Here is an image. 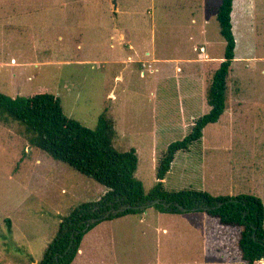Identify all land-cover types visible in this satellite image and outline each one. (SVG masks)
Instances as JSON below:
<instances>
[{
  "label": "rangeland",
  "instance_id": "rangeland-1",
  "mask_svg": "<svg viewBox=\"0 0 264 264\" xmlns=\"http://www.w3.org/2000/svg\"><path fill=\"white\" fill-rule=\"evenodd\" d=\"M117 2L115 10L113 0H0V91L57 94L65 114L92 129L105 112L114 120L115 147L137 149L136 177L149 192L169 144L210 110L206 91L225 51L221 0ZM233 11L227 108L200 140L176 153L164 187L249 193L264 203V0H234ZM188 59L205 63L200 71L190 67L200 74L192 97L182 72ZM101 188L32 146L22 124L0 116V263L31 264V255L40 261L60 217L98 200ZM109 232L94 264H244L207 256V234L210 246L240 254V228L202 212L149 207ZM77 258L73 264H85Z\"/></svg>",
  "mask_w": 264,
  "mask_h": 264
},
{
  "label": "trees",
  "instance_id": "trees-1",
  "mask_svg": "<svg viewBox=\"0 0 264 264\" xmlns=\"http://www.w3.org/2000/svg\"><path fill=\"white\" fill-rule=\"evenodd\" d=\"M233 5L234 0H221L217 9L225 51L206 91L210 110L196 119L183 139L169 144L157 165V182L149 192H145L143 182L136 177L139 163L136 148L121 151L115 147L114 120L105 112L92 129L68 117L57 94L41 92L11 97L0 91V116L22 124L32 146L95 179L107 189L98 200L79 203L60 217L55 237L42 259L33 264H72L84 236L96 225L105 220L143 213L149 207L168 213L202 212L217 219L225 228H240L238 255L228 246H210L208 234L204 235L205 251L209 257L246 264L264 259V203L261 197L249 193L213 195L204 190H167L164 187V179L176 153L188 150L200 140L204 128L217 122L227 108L228 79L236 56ZM156 199L161 202L152 206ZM123 206L129 207L115 211Z\"/></svg>",
  "mask_w": 264,
  "mask_h": 264
},
{
  "label": "crops",
  "instance_id": "crops-1",
  "mask_svg": "<svg viewBox=\"0 0 264 264\" xmlns=\"http://www.w3.org/2000/svg\"><path fill=\"white\" fill-rule=\"evenodd\" d=\"M118 9V7H117ZM116 9V10H117ZM205 28V27H204ZM206 29V28H205ZM130 59V57H129ZM157 60V58H155ZM14 61V59H12ZM194 60V61H193ZM186 60L184 62V65L186 66L184 69V71H182L184 74V77H187L186 80L190 81L191 82V85H189V91H190V94H191V97L193 96V93L195 91V86L197 84L198 81H200V74H198L196 72V70L194 69H190L191 68H194V67H197L198 69L201 67V65L203 66L205 63H203V61H200V60ZM177 68H179L178 65H176L175 67V72L177 73ZM200 71V69H199ZM121 78V77H120ZM114 97V95H113ZM154 97L155 98H158L159 97V94L158 93H154ZM193 124V123H192ZM191 124V125H192ZM137 150V149H136ZM65 190V188L63 189V191ZM100 190V189H99ZM107 191L106 188H101V193L98 197V199ZM161 212V211H160ZM144 213V212H143ZM164 213V212H162ZM141 214V213H140ZM173 214H181V213H173ZM129 215H137V214H129ZM129 215H125V216H122V217H118V218H115V219H111V220H105V221H102L101 223H99L98 225H96L93 229H91L85 236H89L91 237L89 239V248L88 250H85L84 249V244H83V241L81 243V247H80V250L75 258V260L73 261V263H75L77 261V257L78 256H81L82 257V260L85 264H94L96 262H94L95 260L92 259V257L96 258V255L98 254H94L95 249H98L99 247H101L103 244V242H109L111 241V236L109 235V229L113 227V225L119 223V221L125 219L126 217H128ZM208 217V216H207ZM60 221V219H59ZM58 230V229H57ZM11 231H12V228H11ZM84 236V238H85ZM83 238V240H84ZM53 240V239H52ZM51 240V241H52ZM50 241V242H51ZM49 244V243H48ZM85 255V256H84ZM99 257V256H98ZM37 262V259L31 255V264ZM72 263V264H73ZM105 264L106 263H109L110 264V261L109 260H105L104 262ZM245 264V263H244Z\"/></svg>",
  "mask_w": 264,
  "mask_h": 264
},
{
  "label": "water",
  "instance_id": "water-1",
  "mask_svg": "<svg viewBox=\"0 0 264 264\" xmlns=\"http://www.w3.org/2000/svg\"><path fill=\"white\" fill-rule=\"evenodd\" d=\"M113 4H114V9L116 10L117 7H118V2H117V0H113ZM160 202H161L160 199H156L155 201L152 202V206L155 205L156 203H160ZM164 204H166V203H164ZM128 207H129V206H123V207H121L120 209L115 210V211H116V212H117V211H122V210H124V209H126V208H128ZM115 211H114V212H115ZM110 213H111V211L108 212L107 215H109Z\"/></svg>",
  "mask_w": 264,
  "mask_h": 264
},
{
  "label": "built area",
  "instance_id": "built-area-1",
  "mask_svg": "<svg viewBox=\"0 0 264 264\" xmlns=\"http://www.w3.org/2000/svg\"><path fill=\"white\" fill-rule=\"evenodd\" d=\"M201 51H204V48L203 47L201 48Z\"/></svg>",
  "mask_w": 264,
  "mask_h": 264
}]
</instances>
